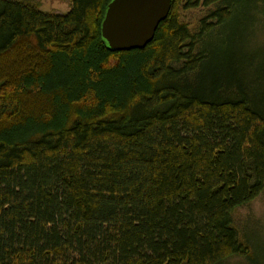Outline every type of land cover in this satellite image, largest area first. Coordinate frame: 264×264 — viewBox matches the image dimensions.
Returning a JSON list of instances; mask_svg holds the SVG:
<instances>
[{
	"label": "trees",
	"instance_id": "16d2710c",
	"mask_svg": "<svg viewBox=\"0 0 264 264\" xmlns=\"http://www.w3.org/2000/svg\"><path fill=\"white\" fill-rule=\"evenodd\" d=\"M111 1L0 0V264H264L233 221L264 192L261 1L171 0L131 51Z\"/></svg>",
	"mask_w": 264,
	"mask_h": 264
},
{
	"label": "rangeland",
	"instance_id": "374dc122",
	"mask_svg": "<svg viewBox=\"0 0 264 264\" xmlns=\"http://www.w3.org/2000/svg\"><path fill=\"white\" fill-rule=\"evenodd\" d=\"M39 6L44 12L49 13H61L65 14L69 11L71 6V0H29ZM257 4L254 3V8L258 7V11H255L251 6L248 8L254 11L250 12L253 20L251 25L246 27L241 40L242 51L249 54L264 53V0H260ZM239 9V7H238ZM207 12L205 8L199 7L196 9L182 10L180 13L181 21L188 23L190 28L194 30L196 28L198 20ZM248 25V23H247ZM222 35H226L228 31H221ZM255 63L253 71L255 70ZM247 72H252L247 70ZM233 221L235 227L239 233L243 235L247 234L250 241L255 246V255L257 260H264V192L260 194L256 199L251 201L246 206L237 209L233 215ZM238 260V259H237ZM242 262L243 260H240ZM234 262V261H233ZM244 262V261H243ZM242 262V263H243ZM238 263V262H237ZM264 263V262H263Z\"/></svg>",
	"mask_w": 264,
	"mask_h": 264
},
{
	"label": "water",
	"instance_id": "95a60500",
	"mask_svg": "<svg viewBox=\"0 0 264 264\" xmlns=\"http://www.w3.org/2000/svg\"><path fill=\"white\" fill-rule=\"evenodd\" d=\"M171 10V0H112L101 35L112 51L145 49Z\"/></svg>",
	"mask_w": 264,
	"mask_h": 264
}]
</instances>
